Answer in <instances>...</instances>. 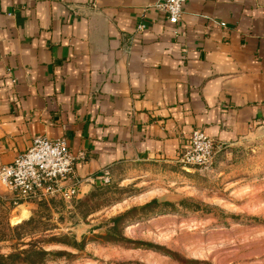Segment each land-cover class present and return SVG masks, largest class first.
<instances>
[{
  "label": "crops",
  "instance_id": "1",
  "mask_svg": "<svg viewBox=\"0 0 264 264\" xmlns=\"http://www.w3.org/2000/svg\"><path fill=\"white\" fill-rule=\"evenodd\" d=\"M157 1L0 0V166L63 136L101 183L264 126V0H189L177 25Z\"/></svg>",
  "mask_w": 264,
  "mask_h": 264
},
{
  "label": "rangeland",
  "instance_id": "2",
  "mask_svg": "<svg viewBox=\"0 0 264 264\" xmlns=\"http://www.w3.org/2000/svg\"><path fill=\"white\" fill-rule=\"evenodd\" d=\"M215 146L205 169L175 161L124 165L108 183L95 182L69 202L14 203L0 183V253L31 246L64 251L39 264H264V126ZM153 198L174 206L131 211L121 233L135 242L101 238L111 217ZM53 235L86 243L76 248Z\"/></svg>",
  "mask_w": 264,
  "mask_h": 264
},
{
  "label": "built area",
  "instance_id": "3",
  "mask_svg": "<svg viewBox=\"0 0 264 264\" xmlns=\"http://www.w3.org/2000/svg\"><path fill=\"white\" fill-rule=\"evenodd\" d=\"M188 1L158 0L155 5L170 23L177 25ZM215 147L213 138L195 129L178 162L205 169L212 163ZM74 160L65 137L50 139L36 136L25 151L18 153L10 163L0 166V183L13 193L14 203L51 198L69 202L95 182L93 177L72 178ZM100 180L108 183L110 176L106 172Z\"/></svg>",
  "mask_w": 264,
  "mask_h": 264
},
{
  "label": "trees",
  "instance_id": "4",
  "mask_svg": "<svg viewBox=\"0 0 264 264\" xmlns=\"http://www.w3.org/2000/svg\"><path fill=\"white\" fill-rule=\"evenodd\" d=\"M168 206H174V204L168 201L159 203L156 198H153L149 202L145 203L144 205L140 207H133L124 213H120V214H117L111 217L108 221L109 225H108L106 232L104 234H99V235L105 241H110V242H118V243L135 242V241H132L131 239L124 237V235H122L121 233V227L123 224L122 222L129 215V213L136 209L150 211L155 207H157L159 210L160 209L166 210V207ZM95 236H98V235H95ZM21 237H14V238L18 240ZM51 240H53L54 242L70 244L71 246L76 247V248H82V246L86 243L85 237H82L80 241L74 240L70 242V241H66L68 239H63V237H58V236L53 235L51 237ZM144 244H146L150 248H155L157 250L171 253L170 251H167L164 247L160 245H156L154 243H148V242H145ZM63 252L64 251H61V250L48 251L42 248H35L32 246L28 248H22V249H17L14 247L12 251L6 254L0 253V264H39L44 261V259L48 256V254L59 255V254H62ZM193 263L199 264L202 262L196 259L187 261V264H193ZM203 263L208 264L205 261Z\"/></svg>",
  "mask_w": 264,
  "mask_h": 264
}]
</instances>
